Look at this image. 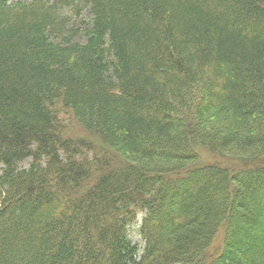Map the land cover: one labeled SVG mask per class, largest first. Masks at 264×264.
I'll use <instances>...</instances> for the list:
<instances>
[{"label": "trees", "instance_id": "obj_1", "mask_svg": "<svg viewBox=\"0 0 264 264\" xmlns=\"http://www.w3.org/2000/svg\"><path fill=\"white\" fill-rule=\"evenodd\" d=\"M0 264H264V0H0Z\"/></svg>", "mask_w": 264, "mask_h": 264}, {"label": "rangeland", "instance_id": "obj_2", "mask_svg": "<svg viewBox=\"0 0 264 264\" xmlns=\"http://www.w3.org/2000/svg\"><path fill=\"white\" fill-rule=\"evenodd\" d=\"M59 119H60V127L63 130V134H65L68 137L74 138V139L83 138L84 140L92 141L93 147L95 148L94 154H96V149L98 150L101 148L102 150H104L106 152V154H104L105 157H111V155L113 157L111 150L106 145L101 143L97 138H95L94 135L85 131L83 129V127L78 124L77 120H75V118L71 115L69 110L62 109V111H60V113H59ZM198 150H200V154H201L204 161L214 162L216 160V159H214L213 155L208 153L206 150H203L201 148H198ZM98 155H100V154H98ZM29 161L30 160H26L21 165L24 167H27L29 164ZM131 237L133 238L135 243H138L141 246V248L144 247V241L142 240L141 236L136 233V231L133 232ZM220 239H221V243H222L223 237L221 235L219 236L218 243H219ZM239 240L242 243V238H240Z\"/></svg>", "mask_w": 264, "mask_h": 264}]
</instances>
